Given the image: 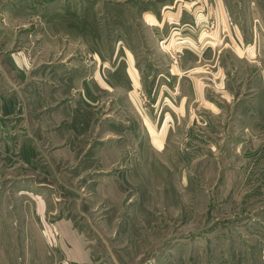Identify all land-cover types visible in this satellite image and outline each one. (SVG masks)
Here are the masks:
<instances>
[{"label": "rangeland", "instance_id": "374dc122", "mask_svg": "<svg viewBox=\"0 0 264 264\" xmlns=\"http://www.w3.org/2000/svg\"><path fill=\"white\" fill-rule=\"evenodd\" d=\"M48 44L61 45L51 61L43 59ZM75 52L114 57L117 72L129 67L132 101L147 107L142 121L159 148L163 115L153 116L154 100L140 82L160 77L157 90L175 103L178 125L162 152L144 159L157 183L116 189L113 197L90 186L93 174L76 180L53 173L41 155L26 159L39 128L32 117L44 112V72L71 70ZM26 181L38 187L28 209L16 189ZM39 193L56 207L51 218L76 217L102 264H264V0H0V219L7 215L13 228L9 237L0 232V250L12 251L0 252V264H49ZM31 200L33 254L22 218Z\"/></svg>", "mask_w": 264, "mask_h": 264}, {"label": "crops", "instance_id": "0c3cea01", "mask_svg": "<svg viewBox=\"0 0 264 264\" xmlns=\"http://www.w3.org/2000/svg\"><path fill=\"white\" fill-rule=\"evenodd\" d=\"M45 39H47L46 36H44V41ZM48 47L50 48L44 47L43 59L48 57V61H51L53 59L52 52L60 51L61 45L57 49L49 44ZM69 51L64 52L68 53ZM74 57L72 61L74 65L71 70L62 68L44 72L43 87L40 91V104H42L41 108L43 107L44 112L41 116L32 117V125L39 126V128L38 130L33 128V139L26 143L29 144L25 147L29 154L26 159L34 162L36 160L34 154L41 155V157L48 158L53 173L66 176L76 175V180L82 174H93L94 178L87 181L91 183L90 186L95 185L97 190L101 189L106 194L112 192L111 196L113 197H115L116 189L140 190L145 189L148 182L157 183L148 179V169L151 170V167L146 165L144 159L148 157V153H161L166 146L164 142L167 134L170 130L174 132L173 127L178 125L173 119V116L176 115L174 114L176 107H173L175 103L168 96L165 97L167 103L163 102L161 100L163 90H157L160 77L148 74L144 77V81L140 82L142 90L154 100L153 108L156 112H153V116L159 118L161 112L163 115L159 129L157 128L156 131L160 133L164 130L162 145L159 148L151 141L150 127L148 128L142 121L146 120L144 110L146 111L147 107H142L141 103L132 101L133 83L129 67L122 68L117 72L118 64L115 65L114 57L112 60H101L96 52H93L90 57L75 52ZM168 66L166 68L167 82L173 85L175 82H171V77L173 80L177 75L175 71H172L174 65L171 62ZM138 76L135 72V77L138 78ZM195 82L197 87L194 86L193 95L199 96L204 89L200 82L197 80ZM183 97L181 96L178 101L180 111L184 110ZM112 112L120 117L106 119L107 116H111ZM166 113L170 119L164 120V117L167 118ZM104 119L106 120L104 121ZM148 119L152 122L151 114ZM117 120L119 121L118 125L114 122ZM185 127L186 133L189 131L190 134H194L192 128L189 127L190 130H188V125ZM36 143H39V146H36ZM22 144V141L18 142L19 146H23ZM40 148H42V152ZM92 163L94 166H91ZM17 166H11L10 169L13 170ZM93 167L94 169H92ZM4 176L8 177V173H5ZM100 177L103 179H99ZM119 181L122 183L120 184ZM35 185L33 181L27 182V185L17 183L16 189L25 195L26 209L29 208V198L34 199L36 196L34 191L38 187ZM37 196L40 197L38 214L41 215L40 225L39 223L37 225H39V232L46 243L48 263L102 264L99 254L94 251V239L88 238L86 232L77 225L76 217L72 218L67 214L51 218L49 215L55 213L56 207L49 209L44 196L40 193ZM1 198L3 200L2 196ZM34 205L35 201L31 200V211L26 210V218L22 215L25 221L26 237L30 242L27 245L29 248L27 253L31 252L32 254L34 251L32 237L35 233L32 235L31 232L36 230ZM10 224H12V219L10 220L7 215L1 217L0 232H6L8 237L12 235L11 230L13 229ZM139 226L131 224L132 229L140 231L141 227ZM120 237H123V233L120 234ZM0 252L11 253L12 251L4 249ZM29 258L31 256L29 257L28 254L27 261Z\"/></svg>", "mask_w": 264, "mask_h": 264}]
</instances>
